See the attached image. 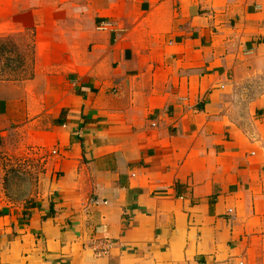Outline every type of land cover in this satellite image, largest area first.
<instances>
[{
	"label": "crops",
	"instance_id": "crops-1",
	"mask_svg": "<svg viewBox=\"0 0 264 264\" xmlns=\"http://www.w3.org/2000/svg\"><path fill=\"white\" fill-rule=\"evenodd\" d=\"M14 9L0 162L49 183L18 207L0 165V264H264V0Z\"/></svg>",
	"mask_w": 264,
	"mask_h": 264
},
{
	"label": "rangeland",
	"instance_id": "rangeland-1",
	"mask_svg": "<svg viewBox=\"0 0 264 264\" xmlns=\"http://www.w3.org/2000/svg\"><path fill=\"white\" fill-rule=\"evenodd\" d=\"M5 0L3 3L0 0V7L3 6L0 16L4 13L9 12V15H12L14 12L15 16H10V19L17 17V9H14L17 5L23 6L27 9L34 5V0ZM25 40L27 44L22 46L23 38L10 35L7 37L0 38V66L4 65L3 73L7 70L11 76H4L0 74L1 78H14L21 79L24 75L25 78L31 76L33 72V54L35 53V46L31 43L32 33L25 35ZM19 40V44H18ZM24 49V50H23ZM25 61V69H23V62ZM25 73V74H24ZM1 169L4 171L2 175V189L4 194L15 201L18 204V207H25L29 205L30 202L34 201L40 193L43 194L45 187L48 186L49 177L46 174V171L43 168V165L39 162L34 164V161L30 159L26 160L25 163H18L17 161H3L0 162ZM26 201V204L23 202Z\"/></svg>",
	"mask_w": 264,
	"mask_h": 264
}]
</instances>
